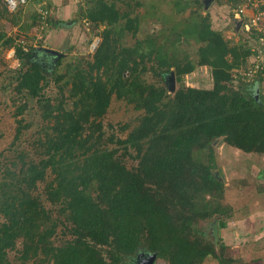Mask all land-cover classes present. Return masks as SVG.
Instances as JSON below:
<instances>
[{"label":"trees","instance_id":"trees-1","mask_svg":"<svg viewBox=\"0 0 264 264\" xmlns=\"http://www.w3.org/2000/svg\"><path fill=\"white\" fill-rule=\"evenodd\" d=\"M182 1L174 0V7L186 9ZM92 4L83 16L104 29L92 58L68 63L61 85L67 102L63 94L58 103L45 94L49 68L33 56L39 47L26 50L6 39L19 60L14 90L36 100L47 130L33 143L34 153L16 148V158L0 161V264H134L140 252L156 253L154 264H203L210 257L228 264L221 237L218 249L200 221L225 214L211 197L224 188L213 173L212 144L221 138L264 153V96L260 92L257 100L251 86L264 79L263 58L252 80L240 73L252 56L262 57L251 38H264V32L245 29L250 41L231 43L212 27L209 14L198 13L176 32L178 40L188 36L200 44L195 61L177 50L170 54L156 35L146 45L119 44L125 31L138 32L145 15L131 16L106 0ZM65 22L50 15L48 26ZM152 61L149 69L166 82L173 69L180 82L197 66H208L213 86L171 94L166 82L145 80ZM113 95L141 111L135 126H121L125 137L100 120ZM27 108L21 103L17 114ZM18 121L14 144L26 128ZM14 250L18 261L9 256Z\"/></svg>","mask_w":264,"mask_h":264},{"label":"rangeland","instance_id":"rangeland-1","mask_svg":"<svg viewBox=\"0 0 264 264\" xmlns=\"http://www.w3.org/2000/svg\"><path fill=\"white\" fill-rule=\"evenodd\" d=\"M92 1L94 0H32L16 13H11L5 7L4 1L0 0V34H5L0 40V161L16 158V148L34 153L33 143L47 130V122L43 118L42 109L39 108L36 100L30 97H27V100L25 97L23 99L14 90L13 76L19 65V60L15 55V47L9 48L6 39L12 37L15 40V45L21 43L26 50L34 46H44L63 53L61 64L58 63L59 60L54 64L53 61L51 62V58L45 55L40 56L38 62L41 65H46L45 68H49L47 84L44 89L45 94L51 97L52 103H58L63 94V102H67L68 93L65 88L64 93L61 92V85L69 76L66 73L68 63H75L83 57L92 58L93 43L100 41L104 29L103 25L96 27L83 16V11H86L89 6L92 7ZM106 1L115 2L121 11L128 12L131 16L145 15L142 19L140 18V28L135 35L131 31H125L119 42L123 46L131 47L138 43L146 45L148 37L156 35L157 39L153 36L154 41L163 43L170 54L177 50L180 58L189 57L196 61L200 44L188 36L183 37L180 41L176 38V32L178 33L184 27L181 22L187 21L190 17L198 18V13L209 14L208 19L212 27L221 31L231 43H241L246 38L250 41L245 26L239 23L240 20L235 14L238 0H200V2L181 0L180 7L188 5L184 10L175 8L174 0ZM156 6L160 8V15L165 17L155 12ZM261 7L264 5L260 4L255 8L258 11L262 9ZM41 9L47 10V15L55 17L61 15L66 22L62 27L53 29L47 25L39 26L43 25L42 19H40ZM58 19L60 18L58 17ZM117 30L114 32L116 33ZM119 33L122 32H118L117 38L120 36ZM255 37L251 38L252 47H255L257 52L260 50L264 52V41ZM36 52L34 51V53ZM152 64L154 65L155 62L152 61L146 65L148 69L144 74L145 80L156 85L164 84L166 81L149 69ZM172 71L174 72V69ZM170 76L169 78H171ZM244 76H242V80L249 81L257 75L250 79ZM257 82L255 79L251 83L254 91ZM166 83L169 88L171 79H168ZM262 83L263 81L258 82L261 93L264 90ZM175 85V90L189 86L211 88L213 86L211 70L208 66H197L193 72L184 75L182 81L178 82L175 77ZM169 92L171 91L169 90ZM24 102L28 103V108L23 114L18 115V107ZM140 114L141 111L126 99H120L113 95L107 112L100 120L105 129H108L112 124L118 134L125 137L127 132H121V126L123 124L135 126ZM18 119H23L26 128L21 138L14 144L19 125ZM212 146L216 165L213 168V173L224 183V188L216 191L211 197L225 208V214H216L207 220H201V230L207 239L214 241L212 225L215 221L219 225V220L223 218L225 226H219V243L216 246L219 249L221 240L226 245L223 255L227 259H231L228 264H264V153L242 151L227 144L221 138L217 139ZM204 158L206 160V153ZM16 250L10 251L9 256L18 261ZM147 254L139 253L140 257ZM138 260L139 258L134 264H139L140 260Z\"/></svg>","mask_w":264,"mask_h":264},{"label":"built area","instance_id":"built-area-1","mask_svg":"<svg viewBox=\"0 0 264 264\" xmlns=\"http://www.w3.org/2000/svg\"><path fill=\"white\" fill-rule=\"evenodd\" d=\"M5 7L8 9L9 12L14 13L17 12L21 7L27 5L32 0H3ZM260 4L264 5V0H239L236 8V17L239 18L242 25L245 26L246 30H251L255 28L260 32H264V7H261V10L257 11V8ZM40 14L42 17V23L45 24V19L47 17V10H40ZM43 26V25H40ZM264 41V38H261ZM98 41H95L92 46V51L98 45ZM256 58V59H255ZM262 60L260 55H256L253 58V61L249 63V66L246 70L240 71L242 75H245L247 78L253 77L258 75L257 73L259 70L263 68V65L259 62Z\"/></svg>","mask_w":264,"mask_h":264},{"label":"water","instance_id":"water-1","mask_svg":"<svg viewBox=\"0 0 264 264\" xmlns=\"http://www.w3.org/2000/svg\"><path fill=\"white\" fill-rule=\"evenodd\" d=\"M240 24L242 22H239ZM44 51L45 52H49L50 54L54 55L56 57V61L63 55L62 52L58 51V50H55V49H51V48H44ZM171 85L169 86V90L171 92L175 91V74L174 72L172 71L171 72ZM255 88V91L253 92V95L254 97L257 99V100H260V90H259V87H258V82H257V85L256 87L254 86ZM212 235H213V238H214V242L216 245H218L219 243V225H218V222L215 221V223L212 225ZM156 258H157V254L156 253H148L147 255H144V257H141L140 261H139V264H154L155 261H156Z\"/></svg>","mask_w":264,"mask_h":264},{"label":"flooded vegetation","instance_id":"flooded-vegetation-1","mask_svg":"<svg viewBox=\"0 0 264 264\" xmlns=\"http://www.w3.org/2000/svg\"><path fill=\"white\" fill-rule=\"evenodd\" d=\"M42 55L49 56V57L51 58V62L53 61L54 64L57 63V61H56V59H55V56L52 55V54H50L49 52H45L43 49L38 50L36 53L33 54V56L37 57V59H39L40 56H42ZM43 65H44V64H43ZM45 66H46V65H44V67H45ZM140 256H141V255H139V257H138L139 260L141 259Z\"/></svg>","mask_w":264,"mask_h":264},{"label":"crops","instance_id":"crops-1","mask_svg":"<svg viewBox=\"0 0 264 264\" xmlns=\"http://www.w3.org/2000/svg\"><path fill=\"white\" fill-rule=\"evenodd\" d=\"M65 6V5H64ZM60 19L62 18V20H65V19H63L64 17H61V15H59L58 16ZM53 32H54V30H53ZM261 54H262V58H263V60H264V56H263V54H264V52H261ZM253 56L250 58V62H251V60H253ZM263 81V85H264V79L262 80ZM261 81V82H262ZM262 94H263V96H264V90H262ZM203 264H219V262L217 261V259L216 258H213V257H211L210 259H207V260H205L204 261V263Z\"/></svg>","mask_w":264,"mask_h":264},{"label":"clouds","instance_id":"clouds-1","mask_svg":"<svg viewBox=\"0 0 264 264\" xmlns=\"http://www.w3.org/2000/svg\"><path fill=\"white\" fill-rule=\"evenodd\" d=\"M49 18H50V15H47V17H46V19H45V24H43V26H45V25H49L48 23H49ZM40 19H42V17H41V15H40ZM240 22V21H239ZM242 24V23H241ZM40 26V25H39ZM44 48H49V47H39V50H41V49H43L44 50ZM52 49V48H51ZM56 50V49H55ZM262 52V51H261Z\"/></svg>","mask_w":264,"mask_h":264},{"label":"bare ground","instance_id":"bare-ground-1","mask_svg":"<svg viewBox=\"0 0 264 264\" xmlns=\"http://www.w3.org/2000/svg\"><path fill=\"white\" fill-rule=\"evenodd\" d=\"M144 252V251H143ZM139 261V260H138Z\"/></svg>","mask_w":264,"mask_h":264}]
</instances>
